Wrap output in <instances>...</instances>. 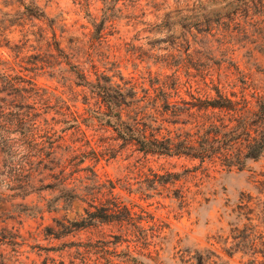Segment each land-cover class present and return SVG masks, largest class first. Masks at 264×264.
I'll list each match as a JSON object with an SVG mask.
<instances>
[{
    "label": "rangeland",
    "instance_id": "obj_1",
    "mask_svg": "<svg viewBox=\"0 0 264 264\" xmlns=\"http://www.w3.org/2000/svg\"><path fill=\"white\" fill-rule=\"evenodd\" d=\"M23 1H32L44 15L23 14ZM23 1L0 0V73L32 77L50 94L51 106L63 103L68 122L49 110L41 114L39 127L52 128L64 145L94 156L87 163L101 182L114 184V195L131 213L143 218L139 225L149 237L143 249L134 241L141 230L115 221L67 233L85 208L93 209L77 199L54 201L57 192L50 189L10 190L5 182L11 159L0 152V264H196L198 255L217 264H246L248 256L229 253L226 237L233 216L227 213L241 194H248L256 208L253 222L264 228V156L242 170H227L219 164L200 166L185 156L145 154L123 145L100 113L113 106L119 87H134L131 106L122 105V119L130 120L134 105L150 114L151 105L135 98L152 96L157 82L168 84L173 77L186 98L190 86L211 96L215 86L227 94L264 93V0H199L207 18L242 14L240 26L247 34L233 23L225 37L195 25L188 11L195 0ZM77 72L89 83L80 81ZM75 115L79 126L69 128ZM146 121L152 122L150 117ZM30 146L35 163L39 146ZM168 173L179 180L160 184ZM152 226L160 230L154 233L158 237H151ZM88 241L103 243L107 252L94 253L95 247L86 255L69 245Z\"/></svg>",
    "mask_w": 264,
    "mask_h": 264
},
{
    "label": "trees",
    "instance_id": "obj_2",
    "mask_svg": "<svg viewBox=\"0 0 264 264\" xmlns=\"http://www.w3.org/2000/svg\"><path fill=\"white\" fill-rule=\"evenodd\" d=\"M23 4V14L36 18L44 15L32 1H23ZM188 11L195 18V25L202 27L203 32L213 30L215 34L225 37L230 35L229 28L234 23L241 27L240 33L247 34V28L240 26L242 14L237 16L231 12L217 14L214 19L207 18L199 0H195ZM77 77L80 81L89 83L83 73L77 72ZM158 83L153 88L152 96L147 94L143 98H135L138 102L146 101L151 105L150 114L134 105L131 110L134 115L130 120L122 119V105L131 106L128 97H134V87H119L118 98L113 101V106L109 107V111L100 113L104 117V124L113 127L123 145H134L145 154L185 156L198 160L200 166L219 164L227 170H242L248 161H256L264 156V93L250 96L233 92L227 94L215 86V95L211 96L198 90L194 92L190 86L185 92L188 96L186 98L181 93V83L177 77H173V82L168 84ZM96 87L98 93L105 97L103 86ZM0 93L4 94L3 99H0V152L11 159L8 161L10 176L8 182H5L9 189L18 194H28L31 188L50 189L57 192L52 199L54 201L63 199L70 203L75 199L81 200L93 210L85 208L80 220L69 223L71 226L67 233L92 226L96 222H125L141 230L142 234L137 233L134 241L144 249L149 236L139 225L143 218L131 213L119 197L114 195V184L107 185L100 181L94 165L87 163L94 156L89 157L88 151L64 145L63 136L56 135L57 131H52V128L39 127L41 114L49 110L64 117L62 122L67 123L63 103L51 106L48 91L27 75L0 73ZM5 97L10 100H5ZM75 117L78 118L77 115L74 116L69 128L79 126ZM146 117H150L152 122L148 123ZM176 124L180 126L175 129L167 128ZM31 143L39 146L35 149V163L31 161L34 157ZM93 153L95 154L94 151ZM166 176L160 184H175L179 180V175L175 173H168ZM35 178L39 183L37 188L32 185ZM181 198L185 199L184 195ZM251 200L250 195L241 194L238 203L227 213L228 216H233L232 221H228L229 233L226 237L231 239L229 253L240 252L248 256L246 264H264V228H259L260 225L253 222L251 214L256 208L251 207ZM151 230V237H158L154 233H159L160 230L153 226ZM69 245L82 248L86 255L93 252L95 247L98 251L94 253L107 252L103 243L70 242ZM125 254L129 257V254ZM196 259V264H217L216 260L203 255H198ZM109 263L113 264L111 261Z\"/></svg>",
    "mask_w": 264,
    "mask_h": 264
}]
</instances>
